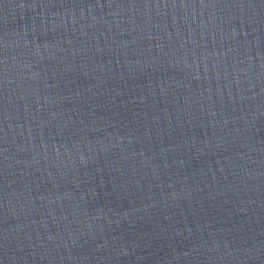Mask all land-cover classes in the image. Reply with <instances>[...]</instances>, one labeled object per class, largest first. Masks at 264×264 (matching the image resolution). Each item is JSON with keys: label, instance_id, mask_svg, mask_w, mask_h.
<instances>
[{"label": "water", "instance_id": "water-1", "mask_svg": "<svg viewBox=\"0 0 264 264\" xmlns=\"http://www.w3.org/2000/svg\"><path fill=\"white\" fill-rule=\"evenodd\" d=\"M0 264H264V0H0Z\"/></svg>", "mask_w": 264, "mask_h": 264}]
</instances>
